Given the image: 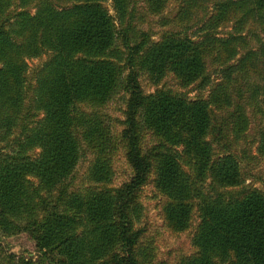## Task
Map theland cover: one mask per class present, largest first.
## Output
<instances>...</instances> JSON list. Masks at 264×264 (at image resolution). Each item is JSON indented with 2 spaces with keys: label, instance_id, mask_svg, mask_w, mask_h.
Wrapping results in <instances>:
<instances>
[{
  "label": "trees",
  "instance_id": "1",
  "mask_svg": "<svg viewBox=\"0 0 264 264\" xmlns=\"http://www.w3.org/2000/svg\"><path fill=\"white\" fill-rule=\"evenodd\" d=\"M106 1L0 0V264H141L135 202L152 171L168 224L185 229L199 209L195 250L173 264H264V191L245 182L264 157V0H178L183 28L157 38L131 23L134 0H111L114 14ZM141 71L208 93L146 92ZM119 91L130 175L71 189L87 153L89 178L111 180L115 142L99 106ZM21 232L35 256L4 243Z\"/></svg>",
  "mask_w": 264,
  "mask_h": 264
},
{
  "label": "rangeland",
  "instance_id": "2",
  "mask_svg": "<svg viewBox=\"0 0 264 264\" xmlns=\"http://www.w3.org/2000/svg\"><path fill=\"white\" fill-rule=\"evenodd\" d=\"M110 12L114 14L111 6V0L106 1ZM135 10L131 19V23L136 29H142L157 38L166 30H181L183 25L178 23L177 9L180 2L178 0H170L160 13H152L145 8V0H134ZM179 3V4H178ZM145 6V8H144ZM179 14V13H178ZM178 16V15H177ZM181 22V21H180ZM196 26L188 29V33L193 37H197V32L193 33ZM231 29L230 23L220 27L219 35H225ZM44 57V56H43ZM42 57V58H43ZM42 58L28 59L29 65L33 68ZM211 67V64H209ZM140 81L146 92L153 91L156 86L170 88L174 91L181 92L187 97L194 98L198 95L206 97L208 87L199 91L194 84L183 85L178 78L169 72L158 83H154L144 71L140 73ZM125 93L119 91L115 93L106 103L99 106L106 121H110L114 144L110 151L113 174L111 180L107 183L94 182L87 175L88 166L92 155L87 153L82 156L76 164V167L70 178L71 189H84L93 187L110 186L115 187L126 180L131 172L129 165L124 157V146L119 138V132L122 128L121 120L123 119V110L125 107ZM264 121V120H263ZM150 137H148V140ZM255 145L252 146L253 153H256ZM251 174L246 176L245 182L264 191V157L256 156L252 163ZM186 171L188 168L183 167ZM188 172V171H187ZM154 171H152L147 181L141 186L135 202V211H137L134 220V226L140 232L138 239V254L141 264H156L163 262L164 264H173L181 256L190 254L195 250L193 236L196 231L200 216L198 205L191 207L188 226L185 229L177 230L164 217L163 204L168 200L165 191L156 185ZM208 180V179H207ZM205 183L204 191H207ZM7 247L14 251L17 255L35 256L37 250L34 241L25 232L8 236L3 240Z\"/></svg>",
  "mask_w": 264,
  "mask_h": 264
}]
</instances>
